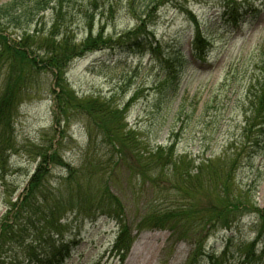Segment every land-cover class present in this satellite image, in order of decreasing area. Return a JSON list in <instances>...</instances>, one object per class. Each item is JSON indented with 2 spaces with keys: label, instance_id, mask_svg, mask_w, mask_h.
Here are the masks:
<instances>
[{
  "label": "rangeland",
  "instance_id": "1",
  "mask_svg": "<svg viewBox=\"0 0 264 264\" xmlns=\"http://www.w3.org/2000/svg\"><path fill=\"white\" fill-rule=\"evenodd\" d=\"M4 1L7 0H1ZM128 1L114 0L112 11H99L93 18L94 23L93 19L84 18L83 13H77L74 7L71 25L73 42L83 40L89 30L92 36L102 33L112 39L133 30L137 22L130 13ZM150 13L147 23L151 25V40L158 45L157 54L149 50L128 53L114 48L73 59L61 75L66 92L59 94V98L50 73L40 72L29 78L22 72L24 67L16 63L12 74L8 69L12 66V54L0 52V86L8 76L5 80L20 89L12 119L14 148L4 154L0 165V217L8 197L11 202L23 197L40 163L39 155L52 147L57 155L54 161L46 163L47 172L40 189L48 187L52 191L57 190L54 195H49L44 207L55 203L60 192L64 194L57 206L65 213L56 221L54 231L59 240L74 243L64 264H187L193 254L197 255L195 264H206L204 258L198 256L203 252L218 256L227 244L226 237L230 235L233 237L225 264H246L241 255L256 234L253 214H243L235 225L234 233L224 232L218 227L201 231L197 218L202 220L205 209L215 201L212 202L211 196H205L193 187L188 202L195 211V220L193 215L186 217L183 226L177 227L174 234L149 228L137 231L136 226L140 225L138 222L146 207L168 206L175 191L166 193L164 190L165 200L161 201L154 189L138 182L136 177L126 176L118 167L104 163L103 175L98 170L91 175L94 168L84 167L86 159L107 161L110 157L104 155L107 148L99 146L98 137L93 146L88 144L87 121L75 109L76 103L98 98L100 102L106 101L118 108L126 104L121 115L125 128L137 132L148 150L175 140L176 155L192 159L221 155L233 157L240 151L242 165L240 163L236 169L239 187L251 173L246 163L250 155L253 166L260 170L262 177L254 202L259 208L264 206V143L253 146L251 141L257 137L258 127L248 129L251 96L258 95V83L264 77L261 64L264 0H164ZM48 19L49 14L46 13L43 22ZM5 25L8 39L15 40L20 31L7 26V23ZM197 26L205 38L199 50H195L193 42ZM180 56L184 62L179 71V84L168 109L162 103L161 117L166 126L154 141L150 131L153 123L158 122L156 108L160 104L157 91L166 88V83H161L159 79L161 71L158 62L163 57L175 60ZM64 98L68 100L65 108ZM182 109L183 113L179 112L176 116ZM176 121L180 126L178 123L174 126L179 130L173 138L170 129L174 128ZM89 125L96 134L92 122ZM72 171L74 180L83 186V194L101 191L104 182L120 202L124 213L122 219L129 225L133 239L122 260L111 249L118 232L116 222L101 214L78 210L79 203L85 210L92 209V206L89 200L82 198V194L78 198V192L72 197V192L78 190L74 182L72 189ZM68 174H71L70 182L66 180ZM4 188L6 196L3 198ZM77 198V203L72 206V200L76 202ZM38 225L41 226L42 222ZM46 230L35 232L29 228L23 238L26 249L14 246L7 255H15L21 260L28 252L38 248L36 242ZM263 244L264 239L257 244V248ZM253 259H256L253 264H264V255L259 257L256 254Z\"/></svg>",
  "mask_w": 264,
  "mask_h": 264
},
{
  "label": "trees",
  "instance_id": "2",
  "mask_svg": "<svg viewBox=\"0 0 264 264\" xmlns=\"http://www.w3.org/2000/svg\"><path fill=\"white\" fill-rule=\"evenodd\" d=\"M163 1L129 0L128 8L137 22L133 30L119 34L114 39L106 37L102 33L92 36V32L89 30L83 40L75 43L71 28L72 9L77 8V13H83L84 18H89L91 21L93 18L95 19L99 11L111 12L114 0H7L4 2L0 0V52L12 54V66L8 67L12 74H14L12 67L16 63L24 67L22 72L29 78L40 72L50 73L54 77V86L58 89L57 98H59V94L66 92L61 75L73 59L102 49L114 48L128 53L149 50L152 54H157L158 45L151 40V38L153 39L150 31L151 25L147 21H149L150 12H153L155 6ZM46 13L49 14V19L44 23L43 16ZM6 23L7 26L11 25L13 29L20 31L19 35H15V40L8 39ZM204 41L205 38L197 26L193 37L194 45H196L195 50H199ZM197 44L199 45L197 46ZM175 60L163 57L158 62V69L161 71L159 79L161 83H166V88H159L157 91L159 92L158 104H160L156 108L158 122L153 123L150 131L154 141L161 129L166 126L165 120L161 117L163 105L165 109H168L169 102L174 99L179 84V71L184 61L181 56ZM261 64H263L264 70V50ZM5 79H8V76L4 78L2 86H0V165H2L4 154L14 148L11 138L13 134L12 119L20 90L19 87H15ZM258 86L260 87L258 95L251 96V120L248 123V129L252 126L258 127L257 137L251 141L255 147L260 145L259 142L264 143V77ZM67 104L68 100L64 98V108ZM126 107V104L123 108L114 107L106 101L100 102L98 98H88L75 105V109L79 110L83 118H86L85 129L86 131L88 129V144L93 146L98 137L99 146L107 148L104 155L108 154L107 156L110 157V160L107 161L86 159L84 167L94 168L91 175H95L97 170L103 175L105 168L103 164H111V166L121 169L126 176L136 177L138 182L150 186L159 194L161 201L165 200L164 190L166 193L169 190L175 191L172 193L173 197L168 206H157L153 209L146 207L136 230L149 228L167 230L174 234L177 227L183 226V220L186 217L193 215L195 220V211L188 202L190 192L194 187L205 196H211L212 202L215 201L205 209L202 220L197 218L201 231L218 227L224 232L234 233L233 230L240 217L245 213H251L255 219L256 234L253 241L242 250L241 256L246 264H253L256 254L259 257L263 256L264 244L259 249L257 244L264 239V206L259 208L254 202L255 192L262 177L260 170L253 166L252 157L248 155L246 158L251 173L245 179L244 184L240 180L243 186L239 187L236 169L242 161L240 151L233 157L221 155L192 159L186 155H176L175 140H171L165 146L159 145L148 150L145 148L146 145L141 142L137 132L126 130L124 118L121 117ZM183 111L184 109L176 111V116H179V112L183 113ZM174 116L175 114H173ZM90 122L96 130V134L89 125ZM177 123L179 124V121H176L173 127ZM178 130L179 127L170 129L173 138L177 136ZM55 151L50 147L46 153L39 155V157L41 156L40 163L20 200L11 202L7 196L8 198L4 201V213L0 217V264H64L69 257L70 246L74 243L59 240L57 233H54L57 227L56 221L65 213L57 206L59 201L64 198V194L60 192V195L55 198V203L44 207L43 204L57 190L52 191L48 187L44 190L40 189L47 172L46 163L54 161L57 155ZM93 162H95L94 165H92ZM70 176L71 174H68L66 178L68 182L71 180ZM74 176L72 171V189L73 182L78 187V190L72 192V197L78 192V198L82 194V198L85 201L89 200L92 206V209H81L82 205L78 202L77 206L80 207L78 210H83L84 213L101 214L118 225V232L111 249L114 255L122 260L129 251L133 239L129 225L122 219L124 213L120 202L104 182L101 191L93 192L94 194L92 192L83 194V186L74 180ZM255 182H257L256 185H254ZM5 192L4 188L2 190L3 198L6 196ZM45 193L49 194L45 195ZM78 198L76 202L72 200V206L77 203ZM181 202L182 204H180ZM39 222H42L41 226L38 225ZM29 228L35 232L47 229L36 242L38 248L33 252H28L21 260H18L15 255H7L14 246L24 248L23 238L27 235L26 231ZM232 237V235L226 237L227 244L218 256L203 252L198 258L203 257L206 264H225V256H227ZM196 260L197 255L193 254L187 264H195Z\"/></svg>",
  "mask_w": 264,
  "mask_h": 264
}]
</instances>
